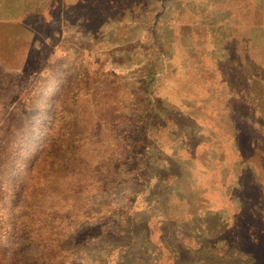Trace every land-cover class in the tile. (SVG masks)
<instances>
[{
  "label": "rangeland",
  "instance_id": "rangeland-1",
  "mask_svg": "<svg viewBox=\"0 0 264 264\" xmlns=\"http://www.w3.org/2000/svg\"><path fill=\"white\" fill-rule=\"evenodd\" d=\"M0 264H264V0H0Z\"/></svg>",
  "mask_w": 264,
  "mask_h": 264
},
{
  "label": "trees",
  "instance_id": "trees-1",
  "mask_svg": "<svg viewBox=\"0 0 264 264\" xmlns=\"http://www.w3.org/2000/svg\"><path fill=\"white\" fill-rule=\"evenodd\" d=\"M244 188V187H243ZM243 188H242V190H243ZM260 199H261V196H257L256 197V203H258L259 205H262V203H261V201H262V199H261V201H260ZM249 200H252V198H249ZM245 204V201H242V205H244ZM242 210H244V209H242ZM257 216H261L259 213H257ZM236 217H239V214L236 216ZM243 218H244V216H242V220H237L239 223H242L243 222ZM242 250H244V249H242ZM247 251V250H246ZM251 255V254H250Z\"/></svg>",
  "mask_w": 264,
  "mask_h": 264
}]
</instances>
